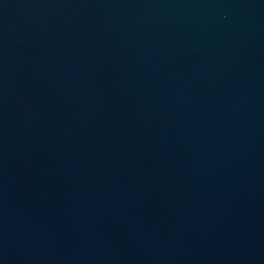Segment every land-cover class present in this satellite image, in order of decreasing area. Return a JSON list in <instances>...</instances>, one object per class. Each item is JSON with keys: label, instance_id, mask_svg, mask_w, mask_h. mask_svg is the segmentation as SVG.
Returning a JSON list of instances; mask_svg holds the SVG:
<instances>
[{"label": "water", "instance_id": "obj_1", "mask_svg": "<svg viewBox=\"0 0 264 264\" xmlns=\"http://www.w3.org/2000/svg\"><path fill=\"white\" fill-rule=\"evenodd\" d=\"M0 264H264V0H0Z\"/></svg>", "mask_w": 264, "mask_h": 264}]
</instances>
